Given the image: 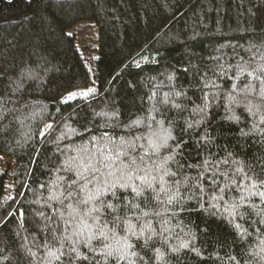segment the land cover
<instances>
[{
  "label": "trees",
  "instance_id": "trees-1",
  "mask_svg": "<svg viewBox=\"0 0 264 264\" xmlns=\"http://www.w3.org/2000/svg\"><path fill=\"white\" fill-rule=\"evenodd\" d=\"M83 26L96 32L85 56ZM261 67L264 0H0V264H47L59 212L68 218L49 198L89 157L115 170L127 158L111 149L143 156L153 131L169 138L145 163L168 161L164 181L179 199L153 202L158 235L147 248L134 241L138 254L147 264H264L260 217L244 207L233 218L230 207L242 194L234 162L264 178Z\"/></svg>",
  "mask_w": 264,
  "mask_h": 264
},
{
  "label": "snow or ice",
  "instance_id": "snow-or-ice-1",
  "mask_svg": "<svg viewBox=\"0 0 264 264\" xmlns=\"http://www.w3.org/2000/svg\"><path fill=\"white\" fill-rule=\"evenodd\" d=\"M255 71L264 73V67ZM261 84L264 85V80H261ZM90 94L91 90L84 92L83 96L87 97ZM74 98V96L69 97V99ZM259 98L264 102V89L261 90ZM256 107L260 106L256 105ZM261 123L264 124V119ZM261 135H264V130H261ZM152 136L155 139H149L148 148L143 156H132L123 145L111 149L110 151L115 153L118 160L121 156L127 158L126 163L120 160V167L115 170H113V164L106 160L93 161V158L89 157L78 166L77 180L69 184L60 196L49 198L68 210L67 219L63 212H59L58 216L59 221L64 225L63 233H68L69 228L72 230L70 234L55 235L57 231H60L59 223L52 230L51 241L44 245L46 256L43 259L47 260V264H138V262L147 264L144 257L135 250L134 241L142 240V247L147 248L149 241L158 235L150 219H147L160 215L153 202L171 204L179 199V189L171 192L164 181V176L169 175L168 161L165 160L162 163L153 161L151 168L145 163L146 159L152 160L153 156H156L169 138L155 131ZM128 147L132 148L135 145L129 144ZM108 160H111V156ZM234 163L238 165L235 172L241 176L239 189H242V194L239 201L231 203V215L234 218L240 208L251 207L260 217L258 221L253 222L264 224V208L252 203V198L258 197L260 203L264 204V178H261L259 173L250 175L242 166H239V162ZM101 168L107 169V173L102 172ZM151 169L156 170V175H153ZM97 173L100 175L97 176ZM93 177L96 178L95 184H93ZM90 184L91 188H89ZM118 190L125 192L130 190L133 199L121 198ZM146 192H150L151 195L146 196ZM109 194L112 200L102 198ZM161 195L167 196V200L161 199ZM65 201L69 203L65 204ZM129 213H132V217ZM137 213L139 215H136ZM239 215L242 219L243 213ZM46 219L51 221L52 217L49 216ZM235 227L239 228L240 225L236 224ZM261 243L264 244V241ZM180 248H188V243H182ZM180 248L173 251L179 252ZM193 251H197L198 254V250L193 249ZM157 252L159 253V249ZM160 259H164L162 253Z\"/></svg>",
  "mask_w": 264,
  "mask_h": 264
},
{
  "label": "rangeland",
  "instance_id": "rangeland-1",
  "mask_svg": "<svg viewBox=\"0 0 264 264\" xmlns=\"http://www.w3.org/2000/svg\"><path fill=\"white\" fill-rule=\"evenodd\" d=\"M80 25H86L82 23ZM78 48L80 52L85 56V53H88L92 48L96 46V32L94 28L90 26H83L78 28ZM95 89V85H92L88 89H82L77 91H72L71 93L67 94L63 100H68L70 96L78 97L83 96L84 92L89 90L93 91Z\"/></svg>",
  "mask_w": 264,
  "mask_h": 264
}]
</instances>
